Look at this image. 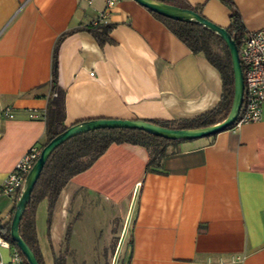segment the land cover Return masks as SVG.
<instances>
[{
    "label": "crops",
    "instance_id": "1",
    "mask_svg": "<svg viewBox=\"0 0 264 264\" xmlns=\"http://www.w3.org/2000/svg\"><path fill=\"white\" fill-rule=\"evenodd\" d=\"M184 1L229 27L222 1ZM234 2L246 32L264 28V0ZM105 11V0H0V190L30 149L45 147L58 40ZM107 23L116 25L114 44L102 48L85 31L60 43L67 128L99 119H193L219 104L218 70L148 9L122 0ZM172 150L159 171L147 172L145 148L112 145L64 187L49 228L42 201L36 228L46 264L61 256L68 264H264V122ZM15 197L0 193L3 225L15 214ZM0 252L9 263L11 250Z\"/></svg>",
    "mask_w": 264,
    "mask_h": 264
},
{
    "label": "trees",
    "instance_id": "2",
    "mask_svg": "<svg viewBox=\"0 0 264 264\" xmlns=\"http://www.w3.org/2000/svg\"><path fill=\"white\" fill-rule=\"evenodd\" d=\"M152 1L175 6L181 9H191L202 16L200 11L201 7H192L184 0ZM220 1L226 4L231 11L230 25L226 30L235 41L238 49H240L244 36L247 33L242 18L236 8L234 0ZM149 12L162 22L170 32L188 47L192 53H202L205 55L208 62L220 73L223 90L219 104L212 110L198 117L185 120H155L148 122L168 129L197 130L208 128L225 121L231 111L235 91L232 59L225 42L218 34L194 21H174L153 13L150 10ZM115 27V24L110 23H92L87 27L66 33L58 40L54 51L51 89L45 113V146L68 129L65 125L66 93L59 86L57 77V58L61 41L72 33L74 34L79 31H85L96 40L100 47L103 48L106 45L114 44L111 34ZM238 121L239 117L237 122ZM237 122L229 127L227 131L235 128ZM182 142L185 141L168 140L140 130L106 129L74 136L56 148L51 153L44 166L20 223V235L35 253L39 264H46L41 253L36 228L37 210L42 201L47 200L48 202L47 226L49 228L54 206L64 187L75 176L92 167L112 145L130 144L145 148L150 156V161L147 165V172H157L161 168L163 160L170 153L174 152V150L170 151V148L175 149L177 145ZM21 193L22 191H19L15 197V210ZM11 224L12 220L5 225H3L0 220V236L11 246L17 247L11 237ZM69 235L70 226H68L66 232V242L69 240ZM24 262L25 264H28L25 258ZM55 264H66V258L61 256L55 261Z\"/></svg>",
    "mask_w": 264,
    "mask_h": 264
},
{
    "label": "water",
    "instance_id": "3",
    "mask_svg": "<svg viewBox=\"0 0 264 264\" xmlns=\"http://www.w3.org/2000/svg\"><path fill=\"white\" fill-rule=\"evenodd\" d=\"M139 5L156 13L162 17L174 20V21H194L214 33L218 34L221 39L225 42L232 59L234 80H235V91L234 99L231 107V111L225 121L217 125L197 129V130H180V129H168L164 127L157 126L148 121L142 120H119V119H99L91 120L79 123L72 127H69L66 132L52 140L47 146L44 147L41 153V157L35 163L33 169L29 173L25 186L22 190L21 196L17 202L15 214L12 219L11 224V237L15 242L17 248L23 254L26 262L28 264H39L35 253L30 248V246L23 240L20 235V223L23 214L26 210L27 204L31 199L33 189L44 169V166L51 155V153L58 148L60 145L68 141L74 136L96 131V130H113V129H130V130H140L151 135L165 138L168 140H184V141H194L204 138L213 137L219 133L227 131L229 127L235 124L238 117L241 114L244 105L245 96V79L244 72L240 59V52L235 41L232 39L230 34L225 28H222L205 17L201 16L197 12L191 9H181L175 6L158 3L152 0H134Z\"/></svg>",
    "mask_w": 264,
    "mask_h": 264
},
{
    "label": "built area",
    "instance_id": "4",
    "mask_svg": "<svg viewBox=\"0 0 264 264\" xmlns=\"http://www.w3.org/2000/svg\"><path fill=\"white\" fill-rule=\"evenodd\" d=\"M80 3L92 5L95 0H79ZM122 0H105L106 11L101 13L94 24L107 23L109 12ZM241 64L245 79L244 105L239 116L237 126L264 122V28L247 32L239 49ZM94 73H92L93 75ZM4 115L13 118L12 110L6 109ZM42 150L33 147L16 164L15 168L6 177L0 193L6 196L17 195L22 191L27 177L35 163L41 157ZM0 248L11 250V258L6 263L0 252V264H25L24 257L17 247L11 246L0 236Z\"/></svg>",
    "mask_w": 264,
    "mask_h": 264
},
{
    "label": "rangeland",
    "instance_id": "5",
    "mask_svg": "<svg viewBox=\"0 0 264 264\" xmlns=\"http://www.w3.org/2000/svg\"><path fill=\"white\" fill-rule=\"evenodd\" d=\"M67 262H68V261H66V264H68ZM116 264H117V263H116Z\"/></svg>",
    "mask_w": 264,
    "mask_h": 264
}]
</instances>
